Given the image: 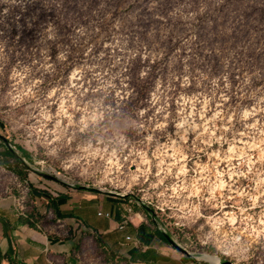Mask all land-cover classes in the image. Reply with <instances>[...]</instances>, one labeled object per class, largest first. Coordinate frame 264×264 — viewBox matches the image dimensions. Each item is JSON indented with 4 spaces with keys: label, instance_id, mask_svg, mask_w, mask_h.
Wrapping results in <instances>:
<instances>
[{
    "label": "rangeland",
    "instance_id": "374dc122",
    "mask_svg": "<svg viewBox=\"0 0 264 264\" xmlns=\"http://www.w3.org/2000/svg\"><path fill=\"white\" fill-rule=\"evenodd\" d=\"M0 136L43 231L72 236L49 196L99 190L201 264H264V0H0Z\"/></svg>",
    "mask_w": 264,
    "mask_h": 264
},
{
    "label": "crops",
    "instance_id": "0c3cea01",
    "mask_svg": "<svg viewBox=\"0 0 264 264\" xmlns=\"http://www.w3.org/2000/svg\"><path fill=\"white\" fill-rule=\"evenodd\" d=\"M16 157L0 140V161ZM49 197L56 204L51 211L58 225L64 223L72 232L68 241L32 225L18 206L21 198L7 187L0 190V264H73V249L82 238H95L105 250L134 264H201L170 243L147 211L125 204L126 199L111 201L99 190L84 188Z\"/></svg>",
    "mask_w": 264,
    "mask_h": 264
},
{
    "label": "bare ground",
    "instance_id": "6f19581e",
    "mask_svg": "<svg viewBox=\"0 0 264 264\" xmlns=\"http://www.w3.org/2000/svg\"><path fill=\"white\" fill-rule=\"evenodd\" d=\"M202 259L208 264H219L220 263V259L217 256H213V255H203Z\"/></svg>",
    "mask_w": 264,
    "mask_h": 264
},
{
    "label": "water",
    "instance_id": "95a60500",
    "mask_svg": "<svg viewBox=\"0 0 264 264\" xmlns=\"http://www.w3.org/2000/svg\"><path fill=\"white\" fill-rule=\"evenodd\" d=\"M0 140H3V138L1 136H0ZM46 176L50 177L49 175H46ZM165 237L170 243H172V244H174L176 246V244L174 243V241L172 240V238L170 236L165 235ZM219 264H236V263H233V262L225 260L223 263H219Z\"/></svg>",
    "mask_w": 264,
    "mask_h": 264
},
{
    "label": "built area",
    "instance_id": "2783aa9c",
    "mask_svg": "<svg viewBox=\"0 0 264 264\" xmlns=\"http://www.w3.org/2000/svg\"><path fill=\"white\" fill-rule=\"evenodd\" d=\"M129 205H131V202L129 203ZM130 211H131V209H130ZM99 215H101V214H99ZM106 217H110V215L109 214H107L106 215ZM127 224V223H126ZM125 223L120 227V229H123L124 228V226L126 225ZM205 262V261H204ZM207 263V262H206ZM208 264V263H207Z\"/></svg>",
    "mask_w": 264,
    "mask_h": 264
},
{
    "label": "trees",
    "instance_id": "16d2710c",
    "mask_svg": "<svg viewBox=\"0 0 264 264\" xmlns=\"http://www.w3.org/2000/svg\"><path fill=\"white\" fill-rule=\"evenodd\" d=\"M54 205H56V204H54ZM165 234V233H164ZM166 235V234H165Z\"/></svg>",
    "mask_w": 264,
    "mask_h": 264
}]
</instances>
